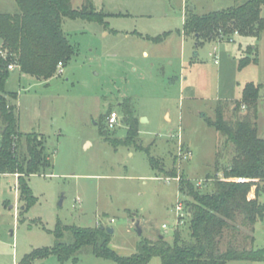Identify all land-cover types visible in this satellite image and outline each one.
Returning a JSON list of instances; mask_svg holds the SVG:
<instances>
[{
	"label": "rangeland",
	"instance_id": "rangeland-1",
	"mask_svg": "<svg viewBox=\"0 0 264 264\" xmlns=\"http://www.w3.org/2000/svg\"><path fill=\"white\" fill-rule=\"evenodd\" d=\"M244 1L91 0L93 9L102 12L101 21L63 18L62 29L75 52L65 66H57L54 77L39 80L18 68L9 71L5 89L16 93L11 102L19 131L42 138L50 167L26 177L34 197L26 209L18 175L0 173V264H19L24 255L53 246L57 222L112 227L109 247L121 256L135 252L141 238L161 234L171 241L177 234L188 240L189 216L173 228L175 204L192 201L178 190V178L200 191L211 186L206 175L214 174L217 148L223 155L224 138L204 119L214 118L217 101L227 103L230 116L243 86L262 84L256 124L264 138V31L257 39L235 35L230 41L196 46L192 35L183 34L184 16ZM81 3L71 0L75 9ZM0 10L15 12V1L0 0ZM158 36L162 39L153 41ZM254 45L256 61L240 67V59ZM125 103L138 120L136 143L113 147L107 137L121 139L126 133ZM246 109L241 107L242 112ZM113 111L118 122L108 128L106 118ZM145 150L165 170L174 169L175 176L165 179L153 170ZM259 199L264 202V192ZM252 235L253 247L264 248V217L255 223ZM61 240L71 242L72 236L64 232ZM226 240L224 236L223 246ZM30 264L117 263L84 247L75 261L60 262L48 254ZM145 264L161 263L153 257ZM226 264H264V259Z\"/></svg>",
	"mask_w": 264,
	"mask_h": 264
},
{
	"label": "trees",
	"instance_id": "trees-1",
	"mask_svg": "<svg viewBox=\"0 0 264 264\" xmlns=\"http://www.w3.org/2000/svg\"><path fill=\"white\" fill-rule=\"evenodd\" d=\"M17 10H0V173L17 174L22 209L34 202L26 177L50 167L42 138L35 132L19 131L14 102L16 93L7 92L9 76L7 64L14 63L19 73L39 80L55 76L58 62L66 65L75 50L62 29L63 18L101 21L102 12L93 9L91 0H82L79 8L71 0H14ZM264 31V0H246L241 4L184 16L183 34L192 35L195 45L206 41H230L233 36L259 38ZM161 36L153 37L160 41ZM257 47L249 46L240 59L243 67L256 61ZM262 84L247 82L240 99L234 100L230 116H226L227 103L218 100L213 119H204L223 138L222 151L217 148L214 174L206 175L211 186L200 191L182 177L178 190L192 198L189 209L188 240L173 235L168 241L164 235L155 239L141 238L135 252L127 256L117 254L109 247L110 234L101 226L78 227L57 222L55 243L51 247L36 249L24 255L19 264H30L36 257L54 254L60 262L76 260L77 252L88 247L98 257L117 264H145L158 257L161 264H226L229 260L260 261L264 248H254L252 235L255 223L264 217V138L259 137L256 118L259 90ZM241 107H247L245 112ZM126 133L123 138H109L113 147L135 145L138 120L128 104L122 106ZM226 156L224 154L226 153ZM153 170L166 177L176 172L165 170L158 158L145 150ZM222 156V157H221ZM224 156V157H223ZM224 158V163L221 162ZM64 232L72 236L71 242L61 240ZM161 235V234H160ZM226 236V244L222 238Z\"/></svg>",
	"mask_w": 264,
	"mask_h": 264
},
{
	"label": "built area",
	"instance_id": "built-area-1",
	"mask_svg": "<svg viewBox=\"0 0 264 264\" xmlns=\"http://www.w3.org/2000/svg\"><path fill=\"white\" fill-rule=\"evenodd\" d=\"M0 55L4 57L6 55V52L0 49ZM214 61L215 63H217L218 60L216 57ZM57 66L61 67L62 66L61 62H58ZM16 68L17 67L14 63L7 64V69L9 71H13ZM117 122H118V114L113 111L106 118V126L108 128H113L117 124ZM165 179H169V178L165 177ZM174 213H175V223L173 228H176L186 221L189 212L186 206H183L181 203H176L174 206ZM162 228L165 230L167 226L165 224H162Z\"/></svg>",
	"mask_w": 264,
	"mask_h": 264
},
{
	"label": "water",
	"instance_id": "water-1",
	"mask_svg": "<svg viewBox=\"0 0 264 264\" xmlns=\"http://www.w3.org/2000/svg\"><path fill=\"white\" fill-rule=\"evenodd\" d=\"M141 121H145V118L142 117ZM188 211H189V209H188ZM101 228L105 229L108 234H111L113 232L112 227L102 225ZM135 229H136L137 234L141 235L142 231H141V227L138 223L135 224ZM159 237H162V235H159Z\"/></svg>",
	"mask_w": 264,
	"mask_h": 264
}]
</instances>
